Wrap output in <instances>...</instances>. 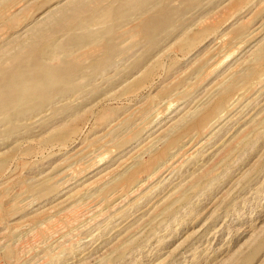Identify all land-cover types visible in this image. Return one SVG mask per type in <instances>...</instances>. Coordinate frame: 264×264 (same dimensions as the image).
<instances>
[{"label":"rangeland","instance_id":"rangeland-1","mask_svg":"<svg viewBox=\"0 0 264 264\" xmlns=\"http://www.w3.org/2000/svg\"><path fill=\"white\" fill-rule=\"evenodd\" d=\"M72 1L0 0L1 70L79 66L0 114V264H264V0H88L49 28Z\"/></svg>","mask_w":264,"mask_h":264},{"label":"bare ground","instance_id":"bare-ground-1","mask_svg":"<svg viewBox=\"0 0 264 264\" xmlns=\"http://www.w3.org/2000/svg\"><path fill=\"white\" fill-rule=\"evenodd\" d=\"M87 1L88 0L72 1L71 5L65 7L60 12V14H55L51 16V18L49 19V25H48L49 28L53 26H61V25L63 26L66 20L67 21L70 20L71 17L74 16V14L75 15L78 14V12L84 13L85 16H88L91 19L97 18L98 16L96 13H92V12L86 13L85 8L87 6ZM152 1L154 0H144L145 4L150 3ZM170 12L171 10L169 8L167 7L163 8L158 22L151 23L149 21L143 23L138 28L137 33L146 36L152 41L155 40L158 31L166 25ZM104 14L110 17L111 19L115 20L116 16H120L122 18L130 17L131 10L129 9L128 4H123L122 9L119 10L118 9L114 10L113 8H109V7L105 8ZM36 32L38 33V30H36ZM89 39L93 40V38H89ZM107 41H109L112 45H114L113 41L110 40ZM43 54H44L43 49L37 48L34 52V57L41 59L43 57ZM9 56L10 53L6 51L1 55L0 60L5 59L8 61L11 58V56L10 57ZM78 67L79 66L77 64L71 63L69 61H64L60 66L56 67L55 69H51L49 75L44 77H42L41 75L42 73L38 70L37 67H35L31 71H27L24 73L20 72L16 75L15 74L9 75V73H6L4 70L0 69V114H5L7 116H16L21 114L22 112L29 111V107H28L29 103H27L24 107L16 106V104L20 102V100H23L29 94L36 95L37 99L41 97L42 98L41 101L42 103H44L50 98V94H49L50 92H47L45 87L46 85H49L52 82L55 83L54 92L71 91L72 89H74L73 83L76 73L79 70ZM32 82H34V84L30 85V83Z\"/></svg>","mask_w":264,"mask_h":264}]
</instances>
